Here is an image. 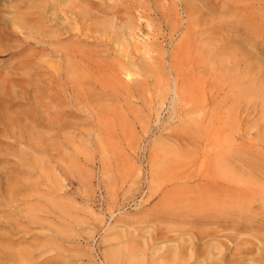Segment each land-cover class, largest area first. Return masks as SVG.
I'll use <instances>...</instances> for the list:
<instances>
[{
	"label": "rangeland",
	"instance_id": "rangeland-1",
	"mask_svg": "<svg viewBox=\"0 0 264 264\" xmlns=\"http://www.w3.org/2000/svg\"><path fill=\"white\" fill-rule=\"evenodd\" d=\"M0 83V264H264V0H0Z\"/></svg>",
	"mask_w": 264,
	"mask_h": 264
},
{
	"label": "bare ground",
	"instance_id": "bare-ground-1",
	"mask_svg": "<svg viewBox=\"0 0 264 264\" xmlns=\"http://www.w3.org/2000/svg\"><path fill=\"white\" fill-rule=\"evenodd\" d=\"M54 8H55V7H54ZM26 12H27V11H26ZM21 14H22V13H21ZM24 15H25V14H24ZM24 15L22 16V18L25 19V16H24ZM27 15H30V13L27 14ZM30 17H31V15H30ZM31 18H32V17H31ZM29 19H30V18H29ZM26 21H28L27 23L29 24V20L27 19ZM28 24H27V27L29 26ZM21 27H22V25H21ZM22 28L24 29L25 27H22ZM19 29H20V27H19ZM25 29H26V28H25ZM10 30H11V29H10ZM27 30H29V28H28ZM14 32H15V31H14ZM18 33H20V31H19ZM28 35L31 36L30 34H28ZM10 37H11V36H10ZM26 39H27V38H26ZM33 39H34V38H33ZM24 40H25V39H24ZM39 41H40V40H39ZM139 48H140V47H139ZM4 51H5V50H4ZM29 63H30V62H29ZM19 66H20V65H19ZM22 68H23V67H22ZM16 70H17V68H16ZM21 70H22V69H21ZM24 70H25V69H24ZM12 71H13V70H12ZM17 73H18V72H17ZM27 73H28V72H27ZM25 74H26V73H25ZM13 75H14V74H13ZM28 75H29V74H28ZM29 76H30V75H29ZM127 76H129V75L127 74ZM127 76H126V77H127ZM12 77H13V76H12ZM17 77H18V76H17ZM23 78H24V77H23ZM3 79H5V78H3ZM17 79H18V78H17ZM26 80H27V79H26ZM28 80H29V79H28ZM118 80H119V79H118ZM2 81H3V80H2ZM6 81H7V80H6ZM30 81H31V80H30ZM30 81H29V82H30ZM33 81H34V80H33ZM4 82H5V81H4ZM22 82H23V81H22ZM24 82H25V81H24ZM29 82H28V83H29ZM2 83H3V82H2ZM0 84H1V83H0ZM4 84L6 85V83H4ZM13 84H14V83H13ZM29 84H30V83H29ZM1 85L3 86V84H1ZM18 85H19V84H18ZM2 88H3V87H2ZM2 88H1V90H2ZM21 88H22V87H21ZM35 89H38V88H35ZM7 90H8V89H7ZM21 91H23V90H21ZM38 91H40V89H39ZM6 92H7V91H6ZM44 92H45V91H44ZM0 93H1V92H0ZM15 93H16V92H15ZM26 93H27V92H26ZM26 93H25V94H26ZM29 93H30V92H29ZM36 93H38V92H36ZM6 95H9V94H6ZM14 95H15V94H14ZM22 95H23V94H22ZM22 95H21V96H22ZM32 95H33V94H32ZM32 95H31V96H32ZM36 95H37V94H36ZM18 96H19V94H18ZM11 97H12V96H11ZM16 97H17V96H16ZM26 97H27V96H26ZM35 97H36V96H35ZM39 97H40V96H39ZM52 97H53V96H52ZM23 98H24V97H23ZM36 100H38V99H36ZM3 101H4V100H3ZM5 101H6V100H5ZM26 101H27V100H26ZM0 102H1V101H0ZM36 102H38V101H36ZM21 103H22V102H21ZM29 103H30V102H29ZM33 103H34V102H33ZM13 104H14V103H13ZM28 105H29V104H28ZM34 105H35V104H34ZM23 106H24V105H23ZM30 106H31V105H30ZM28 107H29V106H28ZM35 107H36V106H35ZM35 107H33V108H35ZM26 108H27V107H26ZM30 108H31V107H30ZM33 108L31 109L32 111H33ZM38 108H39V107H38ZM41 108H42V107H41ZM27 109H28V108H27ZM27 109H26L25 111H27ZM36 109H37V108H36ZM3 110H4V109H3ZM21 110H23V109H21ZM28 110H30V109H28ZM32 111H31V112H32ZM40 111H42V110H40ZM9 112H10V110H9ZM14 112H15V111H14ZM27 112L29 113V111H27ZM19 113H20V111H19ZM32 113H33V112H32ZM36 113H37V111H36ZM11 114H12V113H10V114L7 113V115H5V116H3V115L0 114V115L2 116V117L0 116V125H2L3 128L5 127L6 130H7V129H10V130L12 129L11 132H13V128H11V127H12L13 125H15V122H14V120H13V117H14V116H12V118H11ZM24 114H25V113H24ZM26 114H27V113H26ZM33 114H34V113H33ZM33 114H32V115H33ZM41 114H42V113H41ZM9 115H10V116H9ZM13 115H14V114H13ZM19 115H20V114H19ZM16 116H17V115H16ZM20 116H21V115H20ZM20 116H19V117H20ZM22 116H23V115H22ZM27 116H29V115H27ZM34 116H36V115L34 114L33 117H34ZM40 116H41V115H40ZM47 116H48V115H47ZM33 117H32V118H33ZM45 117H46V116H45ZM14 118H15V117H14ZM21 118H22V117H21ZM27 118H28V117H27ZM34 118H35V117H34ZM43 118H44V117H43ZM24 119H25V117H24ZM16 120H17V119H15V121H16ZM21 120H23V119H21ZM35 120H36V119H35ZM35 120H34V121H35ZM43 120H44V119H43ZM17 122H19V120H17ZM17 122H16V123H17ZM22 122H23V121H22ZM26 123H27V122H26ZM28 123H29V122H28ZM39 123H41V122H39ZM49 123H51V122H49ZM22 124H23V123H22ZM36 124H37V123H36ZM23 125H24V124H23ZM43 126H44V125H43ZM28 127H29V126H28ZM0 128H1V127H0ZM25 128H26V124H25ZM31 128H32V127H31ZM19 129H20V128H19ZM34 129H35V128H34ZM27 130H28V129H27ZM37 130H38V128H37ZM29 131H30V130H29ZM35 131H36V130H35ZM6 132H7V131H6ZM8 132H9V130H8ZM11 132H10V133H11ZM14 132H15V130H14ZM25 132H26V131H25ZM27 132H28V131H27ZM33 132H34V131H33ZM36 132H37V131H36ZM36 132H35V133H36ZM29 134H31V132H29ZM39 134H40V132H39ZM39 134L37 133V135H39ZM34 135H35V134H34ZM22 136H23V135H22ZM35 136H36V135H35ZM10 137H11V136H10ZM27 137H28V136H27ZM22 138H23V137H22ZM31 139H33V138H31ZM30 143H31V142H30ZM27 144H28V143H27ZM36 149H37V148H36ZM18 152H19V151H18ZM26 152H27V151H26ZM26 152H25V153H26ZM28 152H29V151H28ZM27 155H28V154H27ZM207 155H208V154H207ZM204 156H205V155H204ZM208 157H209V155L207 156V158H208ZM21 159H22V158H21ZM204 160H205V159H204ZM219 163H220V162H219ZM24 164H25V163H24ZM215 164H216V163H215ZM220 164H221V163H220ZM216 165H217V164H216ZM216 165H214L215 168H216ZM223 165H224V164H223ZM217 167H218V165H217ZM221 168H222V164H221ZM2 169H3V167H2ZM216 169H217V168H216ZM223 169H224V167H223ZM223 169H222V170H223ZM204 170H205V169H204ZM204 170H203V171H204ZM0 171H1V170H0ZM207 171H209V173H210V170H207ZM214 171H217V172H218V169H217V170H214ZM20 172H21V171H20ZM193 172H194V171H193ZM199 172H200V171H199ZM199 172H198L197 175H199ZM204 172H205V171H204ZM204 172H202V173H204ZM217 172H216V173H217ZM194 173H195V172H194ZM202 173H201V174H202ZM219 173H220V172H219ZM229 173H230V172H229ZM5 174H6V173H5ZM192 174H193V173H192ZM205 174H206V172H205ZM210 174H212V172H211ZM220 174H222V173H220ZM230 174L232 175V173H230ZM3 175H4V174H3ZM190 175H191V174H190ZM206 175H208V174H206ZM212 175H215V174H212ZM222 175H224V174H222ZM222 175H221V176H222ZM209 176H210V175H209ZM217 176H218V173H217ZM224 176H225V175H224ZM5 177H6V175H5ZM5 177H4V179H5ZM203 177H204V176H203ZM229 177H230V175H229ZM232 177L234 178L235 176L232 175ZM232 177H230V178L233 179ZM192 178H194V177H192ZM201 178H202V176L200 177V179H201ZM194 179H195V178H194ZM205 179H206V178H205ZM238 179H239V178H238ZM184 180H185V178H184ZM202 180H203V179H202ZM202 180H201V181H202ZM180 181H181V180H180ZM197 181H198V180H197ZM211 181H212V180H211ZM229 181H230V180H229ZM234 181H236V179H235ZM182 182H183V181H182ZM189 182H190V181H189ZM237 182H238V180L236 181V183H237ZM6 183H7V182H6ZM202 183H203L202 185H206L205 183L208 184L209 181H208V182H205V181L203 180ZM243 183H244V182H243ZM4 184H5V183H4ZM225 184H226V183H225ZM225 184H224V185H225ZM6 185H7V184H6ZM8 185H9V184H8ZM210 185L213 187V189L215 188V189H217V190L214 189L215 191H213V193H209V192H207L205 195H203V196H204V200H205V201H209V202H210V201H213V200L216 199V198H218V196H219L218 193H217L218 190L221 189L222 187H224V185L221 184V183H219V181H218V182H212V183H210V184L207 185V186L210 187ZM234 185H235V184H234ZM226 186H227V185H226ZM5 188H6V187H5ZM232 188H234V187H232ZM222 189H223V188H222ZM224 189H225V188H224ZM1 191H2V190H1ZM186 191H187V192H190V193L193 194V195L195 194V193H194L192 190H190V189H187ZM219 191H220V190H219ZM235 191H239V189H238V190L235 189ZM240 191H242V190H240ZM262 191H264V190H262ZM6 192H7V191H5V193H6ZM196 192H198V191L196 190ZM242 192H243V191H242ZM10 193H11V192H10ZM221 193H222V192H221ZM225 193H226V192H225ZM234 193H235V192H234ZM6 194H7V193H6ZM18 194H19V193H18ZM198 195H199V194H198ZM226 195H227V194H226ZM4 197H5V195H4ZM193 197H194V196H193ZM259 197H260V196H259ZM249 198H250V197H249ZM190 199H191V197H190L188 200H190ZM237 199H238V198H237ZM246 199H247V198H246ZM250 199L252 200V198H250ZM186 200H187V199H186ZM193 200H194V199H193ZM200 200H202V199H200ZM3 201H4V200H3ZM244 201H245V199H244ZM244 201H243V202H244ZM198 202H199V201H198ZM237 202H238V201H237ZM239 202H240L239 206H240V205L242 206V203H241L242 201H240V199H239ZM196 203H197V202H196ZM206 203H207V202H206ZM247 203H248V201H247ZM249 203H250V202H249ZM237 204H238V203H237ZM244 204H246V202H244ZM196 205H197V204H196ZM207 205H208V204H207ZM209 205H211V204L209 203ZM213 205H214V204H213ZM246 205H247V204H246ZM246 205H243V206L246 207ZM188 206H189V205H188ZM230 206H231V205H230ZM236 206H237V205H236ZM196 207H197V206H196ZM214 207H216V205H214ZM181 208H182V207H181ZM193 208H195V206H192V209H193ZM200 208H201V207H200ZM205 208H206V209H205ZM205 208L203 207L201 210H202V211H206V212H208V213H212L213 215H215V212H220V211H219L220 209H218V207H217V208H211L210 210H208L209 207H205ZM242 208H243V207H242ZM247 208H248V207H246V209H247ZM183 209L185 210L186 207H185V208L183 207ZM183 209H182V210H183ZM187 209H188V208H187ZM234 209H237V207L234 208ZM248 209H249V208H248ZM194 210H195V209H194ZM194 210H192V211H194ZM201 210H200V211H201ZM222 210H223V209H222ZM239 210H240V209H238V211H239ZM197 211H198V209H197ZM230 211H231V210H230ZM238 211H237V212H238ZM190 212H191V210H190ZM221 212H222V211H221ZM221 212H220V213H221ZM234 212H235V210H234ZM244 212H246V211H244ZM220 213H219V215H220ZM239 213H240V211H239ZM239 213H238V214H239ZM199 214H202V213H199ZM236 214H237V213H236ZM210 215H211V214H210ZM216 215H217V214H216ZM202 216H203V215H202ZM206 217H207V216H206ZM28 218H29V217H28ZM213 219H214V218H213ZM196 223H197V222H196ZM191 224H192V223H191ZM202 234H203V233H202ZM216 234H217V233H216ZM219 235H220V234H219ZM194 236H196V235H194ZM206 236H207V235H206ZM214 236H215V235H214ZM210 238H211V237H210ZM194 239H196V238L194 237ZM194 239H193V237L190 238V236H189V237H188V240H187L185 243H188V245H189V244L191 245V244L194 242V241H193ZM231 240H232V239H231ZM245 241H246V240H245ZM185 243L183 242V244H185ZM195 243H196V242H195ZM237 243H238V242H237ZM183 244H181L182 246H178V247H176L174 250H172V251L170 252V253H171L170 255H171L174 259H175L176 257H177V259H178V257H179V255H180L181 251H183V249H182V248H183ZM227 244H228V243H227ZM195 245H197V244H195ZM243 245H244V243H243ZM184 246H185V245H184ZM193 246H194V245H193ZM224 246H225V245H224ZM224 246H223V248H224ZM227 246H228V245H227ZM235 246H236V245H235ZM235 246H234V248H235ZM237 246H238V248H236V249H232V248H231V250H232V251H233V250H234V251L236 250V251L234 252V255H233V256H237V255H238V260H240V258H242V256H243V252H245L246 254H248V253L246 252L247 249H246V246H245V245H244L245 248H243L244 246L242 247V248L245 249V250H243V249L241 248L240 244H238ZM239 246H240V248H239ZM193 248H194V247H193ZM193 248H192V249H193ZM213 248L218 249L219 252L224 253V256H223V259H224V257H225V252H226V254H227V251H225V252L222 251L223 249H222L221 242H219V244H217V246H215V247H213ZM225 248H226V247H225ZM225 248H224V249H225ZM188 249H189V248H188ZM192 249H191V252H192ZM207 249H208V248H207ZM228 249H229V248H228ZM248 249H250V247H249ZM225 250H226V249H225ZM208 251H209V250H208ZM228 251H229V250H228ZM249 251H251V249H250ZM1 252H2V251H1ZM17 252H18V251H17ZM199 252H200V254L197 253V254H198V256H197L198 259H201V257H203V256L205 257L206 254H205V255H204V254H201L202 249H201ZM228 253H230V252H228ZM208 254H209V253H208ZM239 254H240L241 257H239ZM9 255H10V254H9ZM190 255H191V253H190ZM193 255H194V254H193ZM227 255H228V254H227ZM14 256H15V254H14ZM182 256H183V255H182ZM182 256H181V257H182ZM212 256H213V255H212ZM221 256H222V255H221ZM221 256H220V257H221ZM9 257H10V256H9ZM204 257H203V258H204ZM206 257H207V256H206ZM229 257H231V256H229ZM190 258H191V257H190ZM192 258H193V256H192ZM216 258H217V257H216ZM231 258H232V257H231ZM243 258H244V256H243ZM177 259H176V260H177ZM181 259H182V258H181ZM218 259H219V258H218ZM203 260H204V259H203ZM228 260H234V258H233V259H230V258H229ZM18 261H20V260H18ZM23 261H24V260H23ZM177 261H178V260H177ZM177 261H176V262H177ZM213 261H214V260H213V257H212V262H213ZM221 261H222V257H221V258L219 259V261L216 262V263H222L223 261H222V262H221ZM212 262H211V263H212ZM230 262H231V261H230ZM208 263H209V262H208Z\"/></svg>",
	"mask_w": 264,
	"mask_h": 264
}]
</instances>
